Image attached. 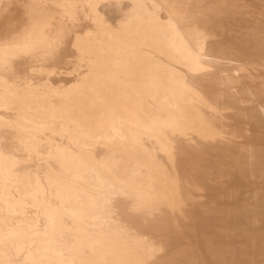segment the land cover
<instances>
[{
  "label": "bare ground",
  "instance_id": "6f19581e",
  "mask_svg": "<svg viewBox=\"0 0 264 264\" xmlns=\"http://www.w3.org/2000/svg\"><path fill=\"white\" fill-rule=\"evenodd\" d=\"M0 264H264V0H0Z\"/></svg>",
  "mask_w": 264,
  "mask_h": 264
},
{
  "label": "rangeland",
  "instance_id": "374dc122",
  "mask_svg": "<svg viewBox=\"0 0 264 264\" xmlns=\"http://www.w3.org/2000/svg\"><path fill=\"white\" fill-rule=\"evenodd\" d=\"M67 68H69V67L66 66V69H67ZM61 77H62V78H61ZM64 77H65V78H64ZM66 77H67V78H66ZM59 78H60V79H63V78H64L65 80H67V79H70V76H64V75H61L60 77L58 76V77H55L54 79H59ZM237 141H241V140H240V139H239V140L237 139Z\"/></svg>",
  "mask_w": 264,
  "mask_h": 264
}]
</instances>
